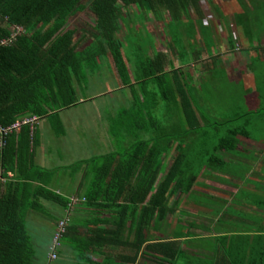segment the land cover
<instances>
[{"label":"trees","instance_id":"1","mask_svg":"<svg viewBox=\"0 0 264 264\" xmlns=\"http://www.w3.org/2000/svg\"><path fill=\"white\" fill-rule=\"evenodd\" d=\"M234 1V11L241 12L239 23L244 24L243 29L254 37L251 25L264 13V0L255 6L251 3L254 12L248 11L244 0ZM85 9L93 20L91 40L77 49L74 35L78 26L67 28L66 24ZM190 10L201 16L198 0H0V41L9 37L11 26L23 30L11 44L0 45L1 127L21 117L36 115L50 119L51 128H55V122L61 129L58 112L77 105L72 81L77 85L87 74L97 71L101 57L110 58L112 68L123 85L130 81L127 69L132 66L134 80L141 81L139 91L143 96L142 102L135 101L134 97L137 118L129 122L122 114L118 118L119 128L112 124L108 129L109 136L117 142L122 143L127 136L130 137L127 148L70 166L76 173L81 165H87L83 179L90 177L86 188L76 192L74 203H70L69 197L47 189L48 171L34 164L38 145L34 131L29 136L28 128L23 126L17 132L0 138L3 143L0 147V178L3 179L0 182V264H35L36 251L45 256L57 222L65 217L66 225L58 244L61 248L70 249L77 264H80V250H94L99 246L96 244L120 245L121 250L128 249L130 255L119 257L121 264H133L139 252L173 259L172 254L166 256L170 245L144 244L145 232L161 223L170 213L171 197L178 190H189L194 183L196 175L186 160L187 152L192 146L200 145L197 142L207 136L208 128L251 114L246 112L232 121L209 122L211 114H206L198 99L191 97L180 69L164 71L168 60L163 53L155 52L144 59L138 53L137 56L131 53L136 47L140 49L139 54L142 53L141 47L146 44L147 48L153 47L151 38L141 43L124 24L123 17H130L135 12L138 19L134 22L169 17L167 25L172 37L167 43L168 49L181 48L178 25L184 31L185 43L191 54L189 27L187 20H183ZM122 25L125 33L121 32ZM256 31L260 33L264 27L258 26ZM159 108L165 110H162L164 115L158 122L154 112ZM247 125L230 129L226 136L217 140L212 148L213 153L218 154L207 159L210 166H230L222 161L219 153L237 156L235 137L252 139L245 130ZM140 132H145L148 138ZM191 135L193 139H189ZM177 142H185L187 146L177 151L164 170L161 157ZM163 170V177L157 181L158 173ZM259 186L263 191L264 185ZM42 203L47 204L50 211ZM87 210L88 218H92H86V223H98V216L106 213L111 216V229L84 225L75 214ZM261 210L264 217V209ZM28 214L46 217L53 225L52 230H43L44 234L50 233L45 243L46 251H38L32 243L33 236L26 226ZM255 233L253 238L264 240V224L258 225ZM59 247L55 250L56 258L64 250ZM247 262L264 264V244L259 256L253 255Z\"/></svg>","mask_w":264,"mask_h":264},{"label":"crops","instance_id":"2","mask_svg":"<svg viewBox=\"0 0 264 264\" xmlns=\"http://www.w3.org/2000/svg\"><path fill=\"white\" fill-rule=\"evenodd\" d=\"M258 35L259 34H257L256 36ZM248 46L249 47L247 48L241 49H228L227 46H225L223 47V49L219 48L217 50L215 48H211L210 46L207 47L206 44H204V48L202 49H193V47H191V54L193 55V58L194 55L200 56V54L202 53L204 54L205 59L203 63H200L196 66V69L194 68L195 70L193 72L192 70L182 72L183 69L181 67L174 66V64L172 63V59L170 60L169 56L172 55L171 57L174 60L177 59L176 48L168 49V47H166L168 50V52L166 53L165 50H158L155 46L150 48H146V46H144L143 48L141 47V49H143V51L141 52L144 53V56H142V53L139 54L140 49H138L137 47L133 48L131 50V53L135 56H137L138 53V55H140L142 59H144L146 56L151 57L155 52L163 53L166 57V60H168V64L164 65V71L170 72L173 69H180L183 81L187 84L191 97H195V99H198V104L202 108H204V105L202 103L206 102V98L198 95V93L204 88L206 84L207 86H211L215 77L222 78L224 81H227L228 84H233L235 82L236 84H239L241 86V97L242 103L246 107L245 111L252 112L258 109L257 105L259 104V97H264L258 93L259 88L261 91H264L262 89L263 83H261V81H258V77H260L261 74L260 72H258V70L255 69L254 66V61H259L260 65L264 64V47H259L255 44L252 45L253 47L251 45ZM101 58L98 61V66L100 68L103 63L109 66L111 74L109 77L111 81H108L109 84L107 85L104 84L105 86H103V88H101L99 91L93 92L94 94H92L91 96L89 95L88 97L83 96L75 98L77 100V103H82L86 100H93L94 98H102L104 100L106 97V104L111 105L112 102L113 104H115V109L112 110V108H110L108 111L109 114L105 116L108 119L107 122H103V125L100 124V145H95V149H102L105 151H103V154L95 155L90 158L117 153L119 148H127L131 138L127 136L126 139L122 141V143L117 142L112 136H109L108 129L110 126H112V124L117 127L118 118L122 114H124L125 119L127 121L129 120V122L137 118L138 115L136 113L135 101H143V96L139 91V84L141 81L134 80L132 66L130 67V65H127L128 74L130 75V81H126L127 84L123 85V83L118 80V77L116 76V73L112 68L110 58ZM190 62H188L187 64L190 65ZM192 65L194 64L192 63L191 66ZM98 72L99 70L97 69V71H95L93 74H90V76L96 78L99 76ZM260 79L262 78L260 77ZM256 81L258 83H256ZM72 83L75 89V87H78L81 84L85 85L86 81H81V84L79 81L77 86L75 85L76 81H72ZM149 88L150 86L148 85V89ZM209 89L211 92L212 87H209ZM76 95L77 90H75V97ZM250 96L253 97L256 103L258 102L257 105H254L253 107H250L248 105L247 102H249L248 99L250 98ZM134 97H136L135 101ZM119 104L121 107L118 109ZM69 109L71 108L60 110L57 114L58 118L61 114L63 115L64 111H68ZM26 117L30 116L21 117L20 119ZM36 117L37 121L33 125L31 132L35 130L39 121L43 119L50 120L45 117ZM20 119H17L16 121H19ZM48 126L51 128L50 122L48 123ZM128 133L130 132L128 131ZM140 134L144 138H148V135L145 132H140ZM193 137L194 136L191 135L189 139H193ZM236 137L248 139L251 142L255 143V145H261L262 143L259 141H254L247 137ZM237 142L238 143L236 150L239 151V154L237 156H228L225 153H219L222 161L227 165L240 166L242 165V163L230 162L224 160L225 158H237L238 160L245 161V157H247L246 153L241 150L242 142L240 140ZM262 145L264 146L263 143ZM186 146L187 143L185 142H177L173 145V148L170 149L168 153L162 155L160 163L164 167V170L171 164L177 151H181L183 147L186 148ZM200 147H202V143H200ZM79 161L83 160L80 159L77 162ZM68 167H65V169ZM39 168L48 171L50 180L48 181L47 189L54 190L55 193L66 197H69L72 193L75 196L78 190H84L86 188V182H88V179L90 178L87 176L86 179H83L84 173H86L87 170V165H81V173L79 174V178L73 185L70 184V186L65 187V185H60V183L62 182V178H59L56 174V172H58L56 168L49 170L42 167ZM164 170L158 173L156 178L157 181L163 177ZM209 175L213 178V180H216V182L220 183L221 185H217V183L213 184V187H210L209 183L206 184L201 182V179H207ZM238 176L240 175L236 172H229V170L225 168H222V170H213L209 172H207L205 169L200 170V172L196 174L194 183L189 190H178L175 195L171 197V199L169 200L170 213L165 216L164 220H162L161 223L155 225L152 229L148 228L145 232L146 242L144 244L166 243L170 245L168 251L166 250V256L172 254L173 259H168L169 257L163 258L161 254L155 257L151 253L140 254L139 252L133 264H249L247 261L248 259H251V256H259L260 252L262 251L264 240H257L253 238V235H256L255 223H257L258 225L264 224V217L262 216L263 212L259 209H256L255 207H237L229 204V198L232 197L233 199L237 200V195H239L245 188H247L245 182L249 180L250 177H246L241 180ZM62 177H64V174L62 175ZM254 181H257L258 183L261 182L260 179ZM83 182L84 184H82ZM228 184L235 187L233 193H227L224 191H228ZM250 186L252 187V185ZM70 190L71 192H69ZM197 195H199L200 197L208 198L211 200V202L214 201L218 203L219 206L216 207L211 204H198L193 199V197ZM42 204L46 209L50 211V207L47 204ZM240 208H244L245 210H240ZM229 210L233 211L235 214L238 211H244L245 213H251L259 217L256 218L250 216L249 218L240 220L238 217L235 218L231 216ZM88 211L89 210L83 213L80 211V213H76L75 216L76 218H79L82 223L84 222L83 224L88 228L94 227L111 229V223L109 222L111 216L106 213L104 215L98 216V218L100 219L98 223H86V218L89 217ZM81 214L84 215L82 216ZM31 215H34V218L29 219L32 217ZM170 216H172L173 218L172 221H170ZM91 218L92 217L88 219ZM44 220L47 221L48 219L36 214H28L27 217V223L29 226L31 224H36L37 222V226L41 227V229L52 230V223L49 222L48 225H45L47 226L45 228L43 225ZM164 222H167V224L164 225ZM43 230L42 236L44 238H42V242L40 239L37 241L34 237L32 238V243L37 250H39V244H43V248H41L40 250H44L47 248V244L45 243L48 240L50 233L44 234ZM81 232L83 234V230H81ZM246 236H248L249 238H246ZM86 237L89 236L87 235ZM96 245L99 246H96L94 250L90 248H86L83 251L80 250V264H121V261L119 260L120 255H130L129 250H121V248H119L120 245ZM143 245L141 250H143ZM62 249L64 250L57 257V260L54 262V264H77L76 256L72 254L70 249L65 247H62ZM171 252H173L174 254ZM46 255L47 252H45V256ZM45 256H42L43 264H45ZM123 264H125V262ZM126 264L128 263L126 262Z\"/></svg>","mask_w":264,"mask_h":264},{"label":"rangeland","instance_id":"3","mask_svg":"<svg viewBox=\"0 0 264 264\" xmlns=\"http://www.w3.org/2000/svg\"><path fill=\"white\" fill-rule=\"evenodd\" d=\"M250 1L251 2L244 0L243 3L247 7L248 11L254 12V6L262 0ZM234 2V0H198V7L201 16H198L193 10H190L183 19L187 20L190 32V37H188V40L189 43H191L193 49H202L204 48V44H206L207 47L210 46L216 50L219 48L223 49L225 46H227L228 49H241L247 48L249 47L248 45L252 46L254 44L259 47H264V31L260 33L256 31L258 26L264 27V13H261V16L259 15V21L253 22L251 25L253 29L252 34H254L253 37L243 29L245 28L244 24L239 23L238 17L239 13L241 12L238 10L234 11L232 6ZM251 3H253L254 6H252ZM131 14L132 15L130 17H123L124 24H126L127 29L131 31V34L137 35V38L142 41L141 43H143V41L147 42L151 38L153 46H155L156 49L162 51L165 50L167 53V43L171 40L170 37H172L167 25L170 20L169 17L166 16L163 19L160 17L157 19H150V22L144 20H138V22H134V20L136 21L138 18H136L135 12ZM89 16L91 17V14L87 11V9H85L80 13L75 14V16H73L66 24L67 28L78 26L77 34L74 35V41L78 45L77 49H81L88 40H91L90 32L92 30L93 20ZM177 31V34H179L182 40L181 48L176 51L177 59L174 60L171 57V54L169 58L170 60L172 59V63L175 67H181L183 69L182 72H186L187 70H192L193 72L197 68V65L205 61L204 54L201 53L200 56L194 55L193 58V55L189 54L188 52V46H186L187 43H185L184 31L178 25ZM121 32L125 33L123 25L121 26ZM138 34L140 37H138ZM257 34L259 35L256 36ZM147 46L148 44H146V48ZM142 56H144V53H142ZM188 62L191 64L193 63V67L191 64H187ZM254 66L255 69L261 74L260 77L262 79L258 77V81L263 83L262 89L264 90V64L260 65L259 61H254ZM98 70V77L94 78L87 74L84 80H80V84L81 81H86V84H81L80 86L75 87V90H77L76 98L83 96L88 97L89 95L91 96L94 94L93 92L99 91L101 88H103V86H105L104 84H109L108 81H111L109 77L111 75L109 66L103 63L100 68H98ZM256 83L258 82L256 81ZM209 87H212L211 92ZM260 91L261 90L259 88L258 93L261 96H264V91ZM241 94L242 90L239 84H236L235 82L233 84H228L227 81H224L219 77H215L211 86H207L206 84L204 88L198 93V95L206 98V102L202 104L204 105L203 110H205V113L208 115L211 114L209 116V122L218 123L232 121L237 119L238 116L246 113V107L242 103ZM106 100V97L104 100L102 98L86 100L82 103H77L76 106L72 107L68 111H64L63 115L61 114L62 116H59L62 122L61 129H59V126H57L54 121L55 128L52 127L53 129L48 126V123L50 122L49 120L43 119L38 122V125L34 130V136L38 142V145L35 148V165L47 170L56 168L58 170L56 174L59 178H62L60 185H65V187L70 186V184L73 185L79 178L81 168L77 169L75 173V169H72V167H70L71 165L80 159L85 160L92 156L103 154V151H105L102 149H95V145H100V124L107 122L108 119L105 116L109 114V109H115V104L112 102L111 105H108L106 104ZM248 101L250 102H247L250 107L258 104V102L256 103L254 101L252 96H250ZM257 106L258 109L252 111L255 113L248 112L251 114H248L242 118H238L237 120H234L230 123H225V125L208 128L206 130L208 132L206 134L207 136L201 137V141L197 142V144L202 143V147H200V145H197L196 147L192 146L187 152L186 160L191 165L192 171L195 175L202 169H205L207 172L213 170H222V167L213 165L210 166V162L209 160L207 161V159L211 158V155L215 156L218 154L213 153L212 147L216 144L220 137L226 136L227 131L230 129L238 126L240 127L242 124L247 123L248 125L245 130L249 133V136H251V138L256 141L264 142V97H259V104ZM120 107L121 106L119 104L118 109ZM162 110L165 109L159 108L154 112V116L157 118L158 122L162 120L164 115ZM116 128L118 129L119 125H117ZM30 135L31 133L29 132V136ZM235 139L236 141L240 140L242 142L241 150L246 153L247 157H245V161L238 160L237 158H231L232 160L230 158H225L224 160L234 163H242V165L227 166L224 168L228 169L229 172L235 171L240 175L238 177L241 180L246 177L250 178L245 182L247 188L237 195L236 199L238 201L231 197L228 199L230 201L229 204L237 207L247 206L255 207L256 209H264V190L262 191V188L259 186L260 184L264 185V166H262L264 165V146L262 143L261 145H255V143L248 139L239 137H235ZM65 167L68 168L65 169ZM63 174L64 177H62ZM205 179H201V182L206 184L209 183L210 187H213V184L218 183L216 180H213L210 175L207 177V181ZM257 179H260L261 182L258 183L257 181H254ZM217 185L221 184L218 183ZM250 185H252V187ZM228 187V191H224L227 193H233L235 187L231 185ZM69 192H71V190ZM72 194L69 196V201L73 200L75 202V196ZM193 199L201 205L211 204L216 207L219 206L218 203L214 201L211 202L210 199L200 197L199 195L193 197ZM80 201H82V198ZM241 209L244 208H240V210ZM229 212L231 213V216L235 218L238 217L240 220L249 218L250 216L256 218L259 217L251 213H245L244 211H238L239 213L236 212V214L230 210ZM81 215L83 216L84 214ZM31 216L32 217L29 219L34 218V215ZM169 218L170 221L173 220L172 216ZM49 222V220H44L43 225L45 228L47 227L45 225H48ZM163 224L165 225L167 222H164ZM26 226L28 233L37 241L40 239L42 242V238H44L42 236L43 229L37 226V222L36 224ZM255 226L257 227L258 224L255 223ZM41 248H43V244L38 245V251L42 252L43 250H40ZM59 248L62 250L61 247ZM42 256V253L37 252V260L35 261V264H43Z\"/></svg>","mask_w":264,"mask_h":264},{"label":"built area","instance_id":"4","mask_svg":"<svg viewBox=\"0 0 264 264\" xmlns=\"http://www.w3.org/2000/svg\"><path fill=\"white\" fill-rule=\"evenodd\" d=\"M10 29H11V32H10L9 37L1 40L0 45L6 46V45L11 44V42L14 40V38L17 35L23 33V30L18 26H11ZM36 121H37L36 116H30V117L20 119L19 121H15L6 127L0 126V138L6 136L7 134L17 132L23 126L27 127L28 131L31 132V129H32V127ZM2 145H3V143L0 140V147H2ZM0 181L2 182L3 179L0 178ZM70 203H74V201L70 200ZM66 221H67V219L65 217L64 219L59 220L56 224L55 231H54V233L50 239V244L48 247V252L46 255L45 264H53L57 259L55 250L59 247L58 239H59L60 235L64 232V227L66 225Z\"/></svg>","mask_w":264,"mask_h":264}]
</instances>
